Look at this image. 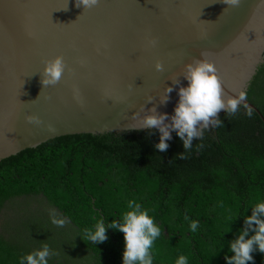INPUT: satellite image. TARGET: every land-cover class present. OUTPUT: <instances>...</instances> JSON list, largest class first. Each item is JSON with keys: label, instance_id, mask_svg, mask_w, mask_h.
<instances>
[{"label": "trees", "instance_id": "obj_1", "mask_svg": "<svg viewBox=\"0 0 264 264\" xmlns=\"http://www.w3.org/2000/svg\"><path fill=\"white\" fill-rule=\"evenodd\" d=\"M247 101L264 119V79ZM245 112H220L223 126L205 130L185 159L175 132L165 152L154 147L156 129L61 135L0 159V264H21L44 244L57 253L48 264H122L121 232L107 228L97 244L83 236L99 220L120 221L130 200L162 228L153 264H175L180 255L188 264H226L244 217L264 202V123ZM38 197L47 209L30 206ZM50 210L68 221L64 227L51 223ZM251 255L250 264H264V254Z\"/></svg>", "mask_w": 264, "mask_h": 264}, {"label": "water", "instance_id": "obj_2", "mask_svg": "<svg viewBox=\"0 0 264 264\" xmlns=\"http://www.w3.org/2000/svg\"><path fill=\"white\" fill-rule=\"evenodd\" d=\"M225 7L219 0H100L84 11L75 0H0V159L61 135L130 131V117L153 106L173 115L193 58L216 66L228 95L252 97L264 79V0ZM58 55L72 72L44 87V61ZM165 87L174 90L161 105ZM29 115L42 123H27Z\"/></svg>", "mask_w": 264, "mask_h": 264}, {"label": "clouds", "instance_id": "obj_3", "mask_svg": "<svg viewBox=\"0 0 264 264\" xmlns=\"http://www.w3.org/2000/svg\"><path fill=\"white\" fill-rule=\"evenodd\" d=\"M227 7L238 8L242 0H219ZM100 0H75L77 8L83 7V10H90L96 7ZM63 10L67 11V7ZM29 35H33L31 32ZM148 44L155 46L156 40L150 39ZM83 63V61H81ZM154 69L157 72H163L164 67L160 61H156ZM72 72L68 68L62 56H55L53 59L44 61V67L41 74V84L44 87L55 86L61 81L65 71ZM183 80L187 81V86L178 88V102L173 109V115L161 114L153 106L148 109L142 117L135 112L131 117V123L127 126L130 131L142 129H156L159 132V143L154 147L159 152H165L169 145L166 141L172 139L171 133L175 132L182 141L184 151L179 155L185 159V152L191 150L193 141L203 140L204 131L209 127H221L222 122L218 114L224 111L226 115L236 114L240 107L246 109L245 114L250 118L253 110L246 103L248 97L245 91H240L232 96L226 93L223 81L218 75L216 66L202 59L193 58L190 63L184 65L182 71ZM173 85H180V79H172ZM173 87H165L161 97V105L169 100V94ZM74 99L79 100L78 89L73 88ZM39 97V96H38ZM37 97V98H38ZM152 97H148L146 103H151ZM144 107H141V111ZM27 123H42L39 117L29 115L25 117ZM167 121V123H166ZM50 131H54L49 127ZM201 143L197 147L202 148ZM128 211L124 212L120 221H112L105 225L103 220H99L93 229H84L83 239L93 244L102 243L107 240L106 229L111 228L123 234L124 250L122 253V264H153L152 248L154 242L162 235V228L158 226L154 219L148 214V211L135 200L128 202ZM250 216L244 217V228L238 236L230 242L229 251L233 255L225 257L226 264H250L254 251L264 254V202L256 203L252 208ZM51 223L57 227H64L68 222L66 219L56 218L54 210H50ZM189 217L186 215L185 220ZM190 230L195 232L199 227V221L192 220L189 224ZM249 232L254 233L249 237ZM57 255L47 244H44L39 250H35L21 258V264H48L51 256ZM175 264H188V257L180 255Z\"/></svg>", "mask_w": 264, "mask_h": 264}, {"label": "rangeland", "instance_id": "obj_4", "mask_svg": "<svg viewBox=\"0 0 264 264\" xmlns=\"http://www.w3.org/2000/svg\"><path fill=\"white\" fill-rule=\"evenodd\" d=\"M41 200V201H40ZM40 201V202H39ZM16 203H19V201H14L13 202V206L16 204ZM30 206L31 207H37L39 209L41 208H46L47 207L45 206V202L42 200V198L38 197L36 200H34L33 202L30 203ZM49 209V208H48Z\"/></svg>", "mask_w": 264, "mask_h": 264}]
</instances>
